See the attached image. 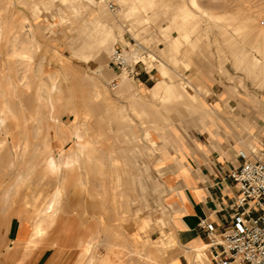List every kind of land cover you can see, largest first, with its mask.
Returning <instances> with one entry per match:
<instances>
[{
	"label": "rangeland",
	"instance_id": "374dc122",
	"mask_svg": "<svg viewBox=\"0 0 264 264\" xmlns=\"http://www.w3.org/2000/svg\"><path fill=\"white\" fill-rule=\"evenodd\" d=\"M63 1L0 0V22H4L0 24V109L9 105L15 112L0 110V264H76L81 239L91 240V255L111 252L115 260L119 245L130 246L141 264L144 249L151 252L149 264L191 255L178 246L172 226L167 181L173 175L176 149L164 135L163 116L171 114L172 124L192 134L194 120L169 99L156 98L161 112L154 116L148 111L140 119L132 104L140 97L153 102L150 90L161 82L186 96H195L200 88L199 96L218 106L223 126L240 127L236 116L260 111L264 100V0H128L126 4L109 0L114 8L107 3L103 8L120 22L110 49L94 55L82 49L87 41L83 31L96 35L91 18L100 8L76 3L81 11ZM239 26L244 34L236 31ZM30 29L38 49L25 70L13 46L20 51L27 48ZM114 46L140 58L139 81L122 74L117 87L109 84L114 77L108 68ZM5 75L13 83L8 85ZM121 81L130 92L120 91ZM52 83L57 88L48 92ZM98 90L107 100L98 96ZM52 106L55 119L47 120L45 111ZM59 135L68 138L62 142ZM79 147L83 153L78 164L60 165L54 172L48 169L44 151L60 160L75 156ZM57 190L62 191L61 198L54 201ZM52 203L59 225L56 222L49 233L61 244L39 245L25 259L24 246L9 252L11 242L24 241L32 224L51 211ZM165 242L169 246L164 251Z\"/></svg>",
	"mask_w": 264,
	"mask_h": 264
},
{
	"label": "crops",
	"instance_id": "0c3cea01",
	"mask_svg": "<svg viewBox=\"0 0 264 264\" xmlns=\"http://www.w3.org/2000/svg\"><path fill=\"white\" fill-rule=\"evenodd\" d=\"M262 103L260 111L236 116L240 127L223 126L220 122L225 119L215 114L213 121L200 118L202 123H199L198 119H193L195 134L185 136V129L180 125L170 129L176 163L167 181V200L171 206L175 240L186 252H194L208 244L207 236L199 227L202 220L218 226L231 221L234 213L231 205L238 193L228 174L264 151V100ZM162 159L164 161L166 156ZM207 254L211 264L208 250ZM188 256L173 255L165 263L193 264Z\"/></svg>",
	"mask_w": 264,
	"mask_h": 264
},
{
	"label": "bare ground",
	"instance_id": "6f19581e",
	"mask_svg": "<svg viewBox=\"0 0 264 264\" xmlns=\"http://www.w3.org/2000/svg\"><path fill=\"white\" fill-rule=\"evenodd\" d=\"M71 4H75L76 7H78L76 5L77 4H84L85 5H88V4H92V5H96L100 8V12L98 15H95L93 18H91V21L94 23H92L93 26H95V29L97 31L96 35L95 36H92L89 35L88 31L84 30L83 32L86 34V37H87V41L83 43L82 45V49H84L83 51L86 52V54H99L101 53V51H105L107 50L110 46H112L113 44V41H114V33H113V30L114 28L118 27V22H120L118 16H114V17H111V15L109 14V12H107L106 10H104L103 6L106 5L104 3H106L107 0H99V2H96L95 0H69ZM67 1V2H69ZM120 2H122L123 4H126L128 0H119ZM152 1V0H151ZM192 2H195V0H191ZM52 3H57L59 2L60 4H63L64 1L63 0H49V3L51 4ZM69 3V4H70ZM153 3V2H152ZM198 3V2H197ZM29 4V3H27ZM47 4V3H46ZM68 5V4H67ZM129 5V4H128ZM198 5V4H197ZM30 6V4H29ZM83 6V5H82ZM125 6V5H124ZM196 6V5H195ZM52 7V6H51ZM75 7V9H76ZM88 7V6H86ZM96 7V8H98ZM79 8V7H78ZM129 9H131V5H129L128 7ZM47 9V8H46ZM74 9V10H75ZM80 9V8H79ZM89 9V8H88ZM107 9V8H106ZM201 9V8H200ZM77 10V9H76ZM81 10V9H80ZM85 10V9H84ZM97 10V9H96ZM94 10V11H96ZM79 11V10H78ZM77 11V12H78ZM83 11V10H81ZM80 11V12H81ZM130 11V10H129ZM98 12V10H97ZM127 12V11H125ZM131 12H133L131 10ZM96 13V12H95ZM93 13V14H95ZM121 15H124L120 14V19L122 18ZM208 15V14H207ZM206 16V15H205ZM212 17H215V16H212ZM0 18H1V11H0ZM210 19V18H209ZM215 19V18H213ZM4 22H0V24H2ZM87 25H90L87 23ZM120 27V26H119ZM30 28V27H29ZM93 27L91 26V28L89 27V29H92ZM243 28H241L239 26V28L237 27L236 31L237 32H240L242 31ZM30 34H31V37L25 42V45H27V48H25L24 50H18L16 49L14 46V55H18L19 58L17 59V61L23 65L27 70L28 68H30V64H31V58H32V55H33V51L34 49L37 50L38 49V45L37 43L35 42V37L32 32V30L30 29ZM225 33V32H224ZM241 33L244 34V32L242 31ZM184 38L186 37V35L183 36ZM243 38V36H242ZM116 40V39H115ZM243 41V39H242ZM30 45V46H29ZM231 45V44H230ZM235 47V46H234ZM231 48V47H230ZM233 48V47H232ZM238 48H241V47H238ZM81 49V50H82ZM110 49V48H109ZM246 51V50H244ZM92 57V56H91ZM253 60L255 61V59L253 58ZM10 72V71H9ZM5 79L6 81H9L8 82V85L13 83L12 81H10V77L8 75H5ZM54 77H55V74L54 73H51L49 74V78L53 81L54 80ZM26 78V77H25ZM125 78V77H124ZM122 83V81H121ZM120 91L121 92H125L127 89L129 90L130 92V88L127 86V84L125 82H123L120 86ZM15 88V86H14ZM56 84L55 83H52V87L51 88H48V92H50L51 90H54L56 89ZM1 89V87H0ZM165 91L166 95L161 97L162 96V93L161 91ZM151 97L154 99L153 102H147L146 101V97H140V98H135L134 99V103L132 104V108H133V111L136 115L141 116L143 113H147L148 111L154 113V116L156 115V113H160V108H159V105L158 104H155L154 101L156 98L158 99H162L165 100V99H169V101H174V104L175 105H180V107L183 108V111L184 113L186 112L188 114V116L190 115L192 117V119H200V118H204V119H209V121H213V117L216 115H218V108H215L214 106H211L210 104H208L207 102H205L200 96L199 94H201V90L200 88H197V94L195 96H186L184 94V92L181 90H177V88H171V87H168L166 86V84L164 83H159L158 85H156L155 87L151 88ZM210 91V90H209ZM208 91V92H209ZM137 92V91H136ZM135 92V93H136ZM230 92V91H229ZM107 93V92H106ZM134 93V94H135ZM98 96H103L106 100H107V97L106 95L104 94L103 91L101 90H98L97 92ZM128 94V93H127ZM138 94V92H137ZM39 95V93L37 94ZM42 96V95H41ZM39 97V96H38ZM38 99V98H37ZM41 100V99H39ZM247 101V100H246ZM139 107V109H138ZM224 107V106H223ZM164 108V107H162ZM1 110V109H0ZM43 110V109H42ZM171 110V109H169ZM2 112H4L3 114L9 112V113H15L14 112V109L12 107H10L9 105H6L5 107H2ZM20 111V110H19ZM121 111V110H120ZM168 111V110H167ZM1 113V112H0ZM54 113V108L53 106L46 110L45 111V115H46V118H48L47 120H53L55 119L54 115H52ZM122 114V116L125 115V113L123 112H120ZM165 113V112H164ZM19 114V113H18ZM56 114V113H55ZM14 115V114H13ZM37 115V114H36ZM158 116H161L159 114H157ZM170 115L169 114V117L168 116H163V119L165 120L164 122V126L166 128V134L164 133V135H168L169 138H171V131L170 129L173 127V126H176L177 124H172V122L175 120V119H170ZM183 115V114H182ZM172 116V115H171ZM147 117V116H146ZM162 117V116H161ZM173 117V116H172ZM171 117V118H172ZM7 118V117H6ZM37 118V117H36ZM39 118V117H38ZM123 118V117H122ZM217 118V116H216ZM140 119V117H139ZM147 119V118H146ZM182 119V117L180 118ZM186 119V118H185ZM57 120V119H56ZM3 121V120H2ZM177 121V120H176ZM57 122V121H56ZM55 122V123H56ZM238 122V121H237ZM58 123V122H57ZM158 123V120H156L155 124ZM153 125V123H152ZM161 125V124H160ZM65 126V125H64ZM179 126V125H177ZM41 127V126H40ZM43 127V126H42ZM44 128V127H43ZM58 128V127H57ZM155 129L156 126H154ZM25 129V128H23ZM38 129V127H37ZM45 129V128H44ZM66 129V128H65ZM150 130V129H148ZM67 132V131H66ZM77 132V131H76ZM75 132V133H76ZM27 133V132H26ZM64 133V131H63ZM69 133V131L67 132ZM58 134V133H57ZM57 134H55L56 136H58ZM60 135H62L61 133H59ZM183 134L185 136H187L188 132L186 130H183ZM45 135V133H44ZM59 135V139L62 141V142H65L67 140L66 135L64 136H60ZM78 135V134H77ZM147 135L150 136V133L147 132ZM68 136V135H67ZM70 136V135H69ZM74 138V137H73ZM157 139V138H156ZM51 140V139H50ZM158 140V139H157ZM25 141V140H24ZM45 142V140H44ZM153 144H155V141H153ZM26 143V142H25ZM51 144V143H50ZM80 144V143H79ZM27 145V144H26ZM48 145V144H47ZM28 147V146H27ZM82 147V145H81ZM79 147V152L75 153V156H62L60 158V160L56 159L55 156H53L52 152L50 150H46L44 151V154H45V163L48 167V169L52 172H54L56 169L59 168L60 165H64V167L66 168H71L73 167L75 164H78L80 162V157H81V154L83 153L82 152V148ZM156 149H158V147L156 146ZM52 150V149H51ZM164 151V150H163ZM1 156V154H0ZM2 157V156H1ZM43 157V156H42ZM104 157V156H103ZM163 155L160 159V161H163ZM102 159V158H101ZM108 159V158H107ZM1 160V159H0ZM111 160V159H110ZM104 162V160H102ZM33 162H36V161H33ZM32 162V164H33ZM1 164V163H0ZM36 164V163H35ZM41 164V163H40ZM31 165V164H30ZM32 167V166H31ZM159 167V166H158ZM34 168V167H33ZM1 170V169H0ZM48 171V170H47ZM56 174V173H55ZM99 184V183H98ZM62 190V189H61ZM6 191V190H5ZM61 193L62 191L60 190H57L55 195H54V201L58 200L59 198H61ZM53 198V196H52ZM38 200V199H36ZM12 204V203H11ZM39 205V204H38ZM41 205V204H40ZM54 205L55 203H52L51 205H49L48 208H51V211L47 214H45L43 217L41 216L40 219L38 220H34L33 224H32V229L30 230V232H26L27 233V238L24 240V241H21L20 238H18V240H13L11 242V245H9L10 249L8 248L7 250L9 252H11V250L13 249H18L19 247L21 248L22 246H24V258L26 256H28V254L34 250L35 248H37L39 245H48V243H52V244H56V243H59L60 242V239H53L51 240V233H49V229L54 226V224L57 222V219L58 218V211L54 209ZM36 206V205H35ZM36 208V207H35ZM37 208L39 209V206H37ZM64 208V207H63ZM47 209V208H46ZM45 209H43V212H44ZM19 211V210H18ZM35 212V211H34ZM41 212V211H40ZM22 213V212H21ZM35 214V213H34ZM22 215V214H21ZM18 217V216H17ZM22 216H19V219L18 221L21 223L22 222V219L20 218ZM36 218V217H35ZM60 221V220H58ZM19 223V224H20ZM61 223V222H60ZM56 225H59L58 222L56 223ZM20 227V226H19ZM59 228V227H57ZM64 228V227H63ZM54 229V228H53ZM52 230V229H51ZM57 230V229H56ZM55 231V229H54ZM64 230H61V232H63ZM60 232V233H61ZM65 232V231H64ZM53 233V232H52ZM56 233V231H55ZM59 233V234H60ZM122 233V232H121ZM51 235V236H50ZM58 236V235H57ZM60 237V236H59ZM118 238V237H117ZM62 241V240H61ZM65 241V240H64ZM61 244V242H60ZM91 240H84V239H81L79 240V242L77 243V245L80 247L79 249V254L77 256L78 259V263H82L81 261L84 259V258H88V261H87V264H141L138 262V260H135L136 256L135 255V252L133 249H131L130 246H124V245H119L121 251L118 252V253H114V255L116 256L117 260L114 259V256L112 255L113 253L109 252L107 253L106 255H103V256H97V255H91ZM169 244V242H165L164 243V247L162 249H165L169 246L167 245ZM163 245V244H162ZM5 246V245H4ZM49 246V245H48ZM65 246V245H64ZM117 246V245H116ZM160 246V245H159ZM41 247V246H39ZM207 245L199 248V249H196L194 252H191L192 254L189 255V259H191L194 263H201V264H210L209 262V257H208V254H207ZM51 248V247H50ZM173 248V246H172ZM23 249V248H22ZM61 249V248H60ZM171 249V247H170ZM55 250V249H54ZM150 251H148L147 249H144V253L142 254L145 258V261L142 263V264H149V262L152 260L151 257H150V254H149ZM98 253V252H97ZM151 253V252H150ZM73 256V253H70L68 255V258H67V262H69V260L72 258ZM129 257L131 259V263H129L126 258ZM77 258V257H76ZM129 259V260H130ZM22 260V259H21ZM76 260V259H74ZM19 262V261H18ZM76 262V264H78ZM152 263V262H150ZM19 264V263H18ZM21 264V263H20ZM75 264V263H74ZM85 264V263H83Z\"/></svg>",
	"mask_w": 264,
	"mask_h": 264
},
{
	"label": "built area",
	"instance_id": "2783aa9c",
	"mask_svg": "<svg viewBox=\"0 0 264 264\" xmlns=\"http://www.w3.org/2000/svg\"><path fill=\"white\" fill-rule=\"evenodd\" d=\"M106 3L114 8L112 1ZM141 64L124 47L114 46L108 62L114 77L109 84L117 87L122 74L139 81ZM228 177L238 193L231 205V221L221 226L205 219L199 223L208 238L211 264H264V151L231 170Z\"/></svg>",
	"mask_w": 264,
	"mask_h": 264
}]
</instances>
